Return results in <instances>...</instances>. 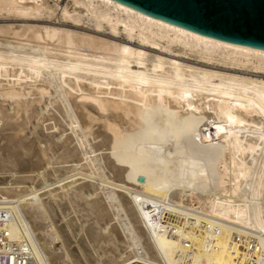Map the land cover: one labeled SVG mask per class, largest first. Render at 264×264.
<instances>
[{"label": "bare ground", "instance_id": "obj_1", "mask_svg": "<svg viewBox=\"0 0 264 264\" xmlns=\"http://www.w3.org/2000/svg\"><path fill=\"white\" fill-rule=\"evenodd\" d=\"M0 8L127 40L30 25L25 43L0 41V202L14 240L27 237L42 264H96V250L101 264H264V51L114 0ZM53 106L63 138L29 128L30 113L36 123ZM49 170L69 175L37 187ZM78 218L88 224L75 248Z\"/></svg>", "mask_w": 264, "mask_h": 264}, {"label": "water", "instance_id": "obj_2", "mask_svg": "<svg viewBox=\"0 0 264 264\" xmlns=\"http://www.w3.org/2000/svg\"><path fill=\"white\" fill-rule=\"evenodd\" d=\"M114 1L183 30L264 51V0Z\"/></svg>", "mask_w": 264, "mask_h": 264}, {"label": "rangeland", "instance_id": "obj_3", "mask_svg": "<svg viewBox=\"0 0 264 264\" xmlns=\"http://www.w3.org/2000/svg\"><path fill=\"white\" fill-rule=\"evenodd\" d=\"M68 3H69V5H70V0H66V2H63L60 6H63V5H65V4H67L68 5ZM44 17H41V18H39V19H26V18H22L21 16H18V14H16L15 12H14V10H12V9H5V8H0V41H10V42H18L19 43V41H21V42H23V43H25V41H24V39H27L28 37L26 36V34L28 35L29 34V32H27V33H23L22 32V30H19V28L21 27V26H30L31 25V27H34V26H36V27H39V26H50V25H52V26H54V27H59V28H63V29H67V30H73V31H76V32H79V33H84V34H86V35H90V36H94V37H96V38H98L99 40H103V41H109V40H113V41H117V42H125V41H127L126 40V38H124V37H122V36H113V35H111V34H109V33H107L106 31H105V29L103 28L102 30H100V31H95L94 29H91V27H89V26H86V25H84V24H80V23H75V22H73V21H71V20H62V19H59L58 20V18L56 19V18H44ZM45 21V22H44ZM48 21V22H47ZM59 24V25H58ZM62 26H61V25ZM67 26V27H66ZM40 28V27H39ZM29 31V30H28ZM85 31V32H84ZM97 32H100V33H97ZM24 35H23V34ZM105 36H104V35ZM113 36V37H112ZM7 38V39H6ZM117 38V39H116ZM9 39V40H8ZM12 40V41H11ZM16 40V41H15ZM123 40V41H122ZM137 43L136 42H134V45L135 46H137L136 45ZM3 48V45H2V47H1V49ZM3 49H5V50H8L7 48H3ZM164 56H166V57H169V55L168 54H164ZM170 57H172V56H170ZM178 59H180V61H182V59H183V61L182 62H186V63H188V64H197V65H199V66H201L202 64L203 65H208L205 61H197V60H195V59H192V58H187V57H183V58H178ZM186 60V61H185ZM192 60V61H191ZM189 61H191V62H189ZM199 62V63H198ZM216 67H221V66H216ZM235 73H238V74H244L243 72L241 73V72H235ZM55 106V105H54ZM52 107V109H54V110H52V109H50V114H49V111L47 112V111H40V113H41V120H37L36 121V123H35V120H36V118L30 113V115L29 116H31V117H29V125L31 126V127H29L31 130H33V132L34 131H40V132H42L43 134H45V135H48V134H50V135H53L54 133V135H56V137L59 135V134H61V135H59V137H61V138H63L65 135H66V133L68 134H70V132L68 131V126L66 127L65 126V121H64V119H62V117L60 116V114H58V112L55 110L56 109V107ZM51 113H53V114H51ZM55 113V114H54ZM46 115V116H45ZM49 117V119H50V117H51V121H53L52 123H51V121L48 119V117ZM37 117H39L38 115H37ZM61 117V118H60ZM32 120H31V119ZM34 118H35V120H34ZM42 118L44 119V120H42ZM46 119V120H45ZM49 120V121H48ZM63 120V121H62ZM39 121V122H38ZM46 121V122H45ZM58 121V122H57ZM33 122L35 123V124H33ZM38 122V123H37ZM45 122V123H44ZM48 122V123H47ZM31 123H32V125H31ZM42 123V124H41ZM40 125L39 126V128L37 127V125ZM28 125V126H29ZM35 125V126H34ZM51 125V126H50ZM52 125H54V127L56 126V127H58V128H54L53 127V130H52ZM43 126H44V128H43ZM47 127V128H46ZM62 128V129H61ZM35 129V130H34ZM37 129V130H36ZM45 129V130H44ZM50 129V130H49ZM47 130H49L48 132H47ZM57 130H58V133H57ZM61 130V131H60ZM67 130V132H65V134H64V131H66ZM52 131V132H51ZM63 131V132H62ZM32 132V131H31ZM60 132V133H59ZM30 134H32V133H30ZM30 136H32V135H30ZM55 137V138H56ZM17 141V142H16ZM19 143V141L16 139V140H14V146L15 145H17ZM8 145V144H7ZM35 147V146H37V144H32V145H27V147ZM9 147H10V145H9ZM36 148V147H35ZM37 152H39V151H37ZM31 159H34V157H32L31 156ZM54 161V158H51V163H49L50 165L52 164V162ZM49 162H50V160H49ZM49 165V166H50ZM51 170H49L48 171V173H45V174H43V175H40L41 176V178H39V181H40V179H41V181H42V183H39V181L37 182V183H35V185L38 187V186H43V185H45V184H48V183H52V181H53V183H54V181L56 182V181H58L59 179H60V182L63 184L64 183V180H63V178L64 177H66V176H68L69 174L68 173H66V175L65 174H63V173H52V172H50ZM53 174V175H52ZM55 174H56V176H55ZM48 175V176H47ZM43 176H45V177H43ZM61 176V177H60ZM54 177V178H53ZM42 178L44 179V180H42ZM50 178V179H49ZM57 178V179H56ZM61 178H62V181H61ZM47 179H49V180H47ZM53 179H56V180H53ZM75 179V178H74ZM74 179H68L69 181H72V180H74ZM68 180H66V181H68ZM43 181H45V182H47V183H44ZM51 181V182H50ZM65 181V182H66ZM61 183H59V184H56V185H60ZM39 184V185H38ZM58 186H55V190H60V188L58 187ZM60 187H61V185H60ZM50 192V191H49ZM66 194L67 193H64L62 196L64 197V196H66ZM46 195H47V193L46 194H44V198H48V196L46 197ZM68 197V196H67ZM64 198H62V200H63ZM62 200H60L59 199V201H61L62 202ZM91 206V205H90ZM73 207V208H72ZM72 207H70L69 208V210H71L70 211V217H72V219H73V217H74V215L72 214V212H73V210H74V205L72 206ZM69 217V218H70ZM106 217V218H105ZM105 217H102V218H100V220H102V221H100V222H102L101 224H100V227L102 228V231H105V229H106V224H108V223H110V218H111V216H105ZM107 217H110V218H107ZM71 219V218H70ZM75 219V218H74ZM77 219V218H76ZM79 219V218H78ZM108 220L107 221V223H106V220ZM62 220V219H61ZM63 221V220H62ZM78 221V220H77ZM76 221V222H77ZM86 221V222H85ZM104 221H105V223L106 224H103L104 223ZM82 222V223H81ZM79 223V224H78ZM81 223V224H80ZM86 223V224H85ZM84 224V225H83ZM88 224V221L87 220H84V222H83V220L81 221L80 219H79V221L76 223V225L77 226H80L79 228H78V230L75 228V229H73L74 231L76 230V231H78V232H76V234L74 233V231L72 230V233L77 237V236H79V235H81V237H82V234H80V233H82L81 232V229H82V227L83 228H85L86 227V225ZM104 227H105V229H104ZM104 229V230H103ZM118 229V227L116 226L115 227V231ZM101 231V232H102ZM118 231V230H117ZM69 233H71L70 232V230L68 231V234ZM71 233V234H72ZM72 234V235H73ZM70 235V234H69ZM68 235V238L70 239V237L72 236H69ZM73 235V236H74ZM72 236V237H73ZM74 236V237H75ZM74 237H73V239H74ZM76 237H75V239L73 240L72 239V241H71V239L70 240H68V243L67 244H73L74 245V247L76 248V243H77V241L79 240V238H80V236L79 237H77V239H76ZM119 237H120V239H119ZM83 239H84V237H83ZM91 238H89V237H86L85 236V240L86 241H84L85 243H87V244H90L91 242H92V244H93V242H95L94 240H92L91 239V241H90V243H89V240H90ZM105 239V238H104ZM114 239V238H113ZM111 240V239H110ZM110 240H107L106 241V243L105 244H107V245H111L114 241L113 240H111V242H109ZM118 240H121V242H122V237H121V233L118 231L117 233H116V238H115V241L117 242ZM71 242H73V243H71ZM74 242H76V243H74ZM109 242V243H108ZM120 242V241H119ZM113 244H115V242L113 243ZM112 244V245H113ZM120 244V243H119ZM122 244V243H121ZM70 245V246H71ZM72 245V246H73ZM69 246V245H68ZM70 246H69V248H70ZM72 246H71V249H73L72 248ZM74 248V249H75ZM93 251H95V250H93ZM92 252V251H91ZM89 252L90 254H94L95 255V253L97 254V252H99L98 254L99 255H91L90 256V254H88V258H90V257H94L93 259L96 261L97 260V263L96 264H101V262H103V256L101 257V255H102V251L100 252V251H97L96 250V252L94 253V252ZM120 252V251H119ZM121 253H123V252H121ZM120 255V254H119ZM96 257V258H95ZM117 257H120V256H117ZM122 257V256H121ZM120 257V258H121ZM91 259V258H90ZM100 260V261H99ZM102 264H104V263H102ZM108 264H110L109 262H108Z\"/></svg>", "mask_w": 264, "mask_h": 264}, {"label": "built area", "instance_id": "obj_4", "mask_svg": "<svg viewBox=\"0 0 264 264\" xmlns=\"http://www.w3.org/2000/svg\"><path fill=\"white\" fill-rule=\"evenodd\" d=\"M60 6L66 0H51ZM14 211L0 202V264H42L27 237L14 240L10 225L14 223Z\"/></svg>", "mask_w": 264, "mask_h": 264}]
</instances>
